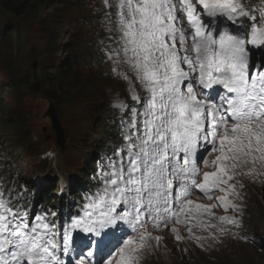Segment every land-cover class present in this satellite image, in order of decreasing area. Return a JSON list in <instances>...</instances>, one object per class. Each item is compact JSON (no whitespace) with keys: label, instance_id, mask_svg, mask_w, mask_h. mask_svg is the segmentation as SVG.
Here are the masks:
<instances>
[{"label":"snow or ice","instance_id":"obj_1","mask_svg":"<svg viewBox=\"0 0 264 264\" xmlns=\"http://www.w3.org/2000/svg\"><path fill=\"white\" fill-rule=\"evenodd\" d=\"M105 4L111 43L101 51L129 85L116 105L119 143L59 225L28 210L23 188L0 185V264H136L153 239L147 225L176 241L173 225H184L201 241L194 230H216L214 219L220 234L240 224L236 177L264 161V0ZM197 190L217 203L192 199Z\"/></svg>","mask_w":264,"mask_h":264},{"label":"rangeland","instance_id":"obj_2","mask_svg":"<svg viewBox=\"0 0 264 264\" xmlns=\"http://www.w3.org/2000/svg\"><path fill=\"white\" fill-rule=\"evenodd\" d=\"M107 8L105 0H48L26 14L1 13L0 108L5 119L0 113V154L9 167L4 183L12 188L21 181L36 195L51 189L55 193L60 187L61 192L55 193L59 198L62 192L69 195L67 184L86 183L91 176L90 168L96 166L98 150L107 139L105 120L116 105L129 100L128 83L111 71V61L101 51L111 43L104 23ZM67 58L75 61L74 70L70 76L58 72L59 77L56 72ZM49 78L61 80L59 86L64 88L58 86L56 95L68 92L70 103H50L42 93L26 87V83L40 86ZM50 105L58 109L64 126V149L48 115ZM0 171L5 173L2 167ZM250 174L242 177L251 185L237 187L239 195L232 197L240 205L238 226L220 234V221L214 219L216 230H194L195 236L207 237L202 242L190 237L184 225H173L182 241H176L169 230L151 226L153 239L146 242L136 264H171L170 258L172 264H264V183L249 178ZM192 199L217 203L199 195ZM213 211L217 217L232 215L219 207ZM157 235L164 237L159 243L154 239ZM213 235L218 239L213 240Z\"/></svg>","mask_w":264,"mask_h":264},{"label":"trees","instance_id":"obj_3","mask_svg":"<svg viewBox=\"0 0 264 264\" xmlns=\"http://www.w3.org/2000/svg\"><path fill=\"white\" fill-rule=\"evenodd\" d=\"M47 2L48 0H0V15L5 11H10L13 14H17V15L26 14L31 10L35 11V9H38L40 5H43ZM74 66H75L74 60H70L69 58H67L62 65H59L61 70L60 71L58 70L56 75L59 77L60 74L61 76H70L72 73V72L70 73V71L74 68ZM58 72L60 74H58ZM51 81L52 80H50L49 78L48 81L47 80L43 81L40 86L39 83H37V85H35L34 87L33 86L29 87V83H26V87L29 90H31V92L42 93L45 99L54 101V103L56 104L70 103L71 96L68 94V92H65V94L62 95H56V90L60 85L61 80H56L55 82H51ZM45 84H47L49 88L44 87ZM59 87H61L62 89L64 88L63 85ZM12 88L13 90L15 89L14 87ZM1 110L2 108L0 109V111Z\"/></svg>","mask_w":264,"mask_h":264},{"label":"water","instance_id":"obj_4","mask_svg":"<svg viewBox=\"0 0 264 264\" xmlns=\"http://www.w3.org/2000/svg\"><path fill=\"white\" fill-rule=\"evenodd\" d=\"M48 115L51 117L53 127H55V130L58 134V138H59L58 140L61 143V145H63L64 144V140H63L64 130L59 121L58 109L54 107L53 105H50Z\"/></svg>","mask_w":264,"mask_h":264},{"label":"bare ground","instance_id":"obj_5","mask_svg":"<svg viewBox=\"0 0 264 264\" xmlns=\"http://www.w3.org/2000/svg\"><path fill=\"white\" fill-rule=\"evenodd\" d=\"M209 235H211V234H209ZM209 235H208V236H209ZM196 236H201V234H200V233H199L198 235L196 234ZM194 240H195V239H194ZM198 242H202V240H201V241H198ZM174 247H175V246H174ZM157 255H158V254H157ZM157 255H156V256H157ZM152 257L154 258V256H152ZM170 262H171V264L173 263L171 258H170Z\"/></svg>","mask_w":264,"mask_h":264}]
</instances>
